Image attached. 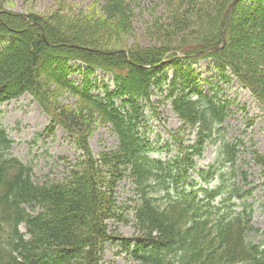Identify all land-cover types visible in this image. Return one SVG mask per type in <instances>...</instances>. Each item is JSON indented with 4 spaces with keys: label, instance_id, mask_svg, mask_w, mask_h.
<instances>
[{
    "label": "trees",
    "instance_id": "trees-1",
    "mask_svg": "<svg viewBox=\"0 0 264 264\" xmlns=\"http://www.w3.org/2000/svg\"><path fill=\"white\" fill-rule=\"evenodd\" d=\"M161 1L164 14L145 22L152 44L145 53L130 45L125 69L81 59L79 52L114 29L132 33L133 0H104L97 18L56 13L0 21L5 30L0 38H7L0 46V103L33 94L51 117L46 132L63 127L83 151L68 175L37 183L32 167L9 153L13 141L0 128V264H102L105 245L118 241L138 264H264V242L253 245L248 239L257 231L250 210L232 209V196L241 190L235 163L242 142L219 143L215 172L212 165L199 169L193 159L218 134L228 115L226 100L200 92L188 70L170 78L165 72L167 65L199 53L214 65L218 80L234 78L248 89L264 118V0H238L228 15L233 0ZM178 35L182 40L176 43ZM121 51L115 64L124 60ZM73 60L86 64L88 72H111L113 88L100 96L87 81L75 85L66 68ZM51 84L76 95L85 108L58 114L43 93ZM155 89L182 125L194 130L192 144L178 143L165 158L150 155L155 148L141 129ZM91 116L118 137L117 146L97 158L80 132ZM126 176L137 197L131 237L110 227L111 221H124L114 192ZM214 179L217 184L209 186Z\"/></svg>",
    "mask_w": 264,
    "mask_h": 264
},
{
    "label": "rangeland",
    "instance_id": "rangeland-1",
    "mask_svg": "<svg viewBox=\"0 0 264 264\" xmlns=\"http://www.w3.org/2000/svg\"><path fill=\"white\" fill-rule=\"evenodd\" d=\"M103 1L0 0V21H6L7 16L26 19L31 16L46 19L56 13L69 14L68 16L77 13L81 16L89 14L97 18ZM132 10L134 14L132 33L118 28L99 37L95 36L94 45L82 48L79 58L100 63L107 68L119 66L125 69L130 61V45H138L145 53V49H149V44H152L149 43V34L146 33L148 27L145 22L164 14L163 2L161 0H133ZM1 26L0 23V32L5 31ZM12 27L16 26L12 25ZM208 34L213 35L212 30ZM216 35L214 32V39ZM180 38L181 35H178L174 41L177 43L178 40H182ZM6 39L0 38L1 47L5 45ZM174 47L172 45L171 49ZM120 50H122L124 60L115 64ZM66 68L67 77L75 85L80 86L87 81L91 92L100 96L104 95L105 89H112L115 83L111 72L101 68L88 72L87 65L78 60L67 62ZM185 70L196 78L200 92L209 96L214 94L218 100H226L228 104V115L219 126L218 134H214L212 140L204 144L200 155L193 157L196 167L206 169L212 165V170L215 172L219 143L222 140L231 143L242 142L237 147L239 151L236 153L235 163V182H238L241 190L237 193L239 197L234 200L238 207L242 204L243 207H249L252 210V223L258 232H250L249 240L256 244L260 243L264 241V118L262 112L254 96L236 79H227L228 82L222 78L218 80L214 65L209 59L191 57L175 65H167L165 68L169 78L174 72L179 71L180 73ZM49 87V90L43 93L46 95V101L56 108L58 114L59 112L79 113L85 108L76 95L54 84ZM163 96L156 89L153 91V95L149 97L152 103L150 105L147 103L141 119L143 125L141 129L145 130L146 137L156 149L151 155L162 158L174 154L178 143L181 142L183 146H186L192 144L194 138V130L182 125ZM118 104L119 100L116 101V105ZM83 113H85L84 110ZM50 122L51 117L47 114L44 105L33 94L25 92L0 103V128L4 129L13 141L9 153L23 163L32 166L33 180L37 183L58 180L68 175L71 166L83 156V151L76 146L63 127L57 126L51 133L46 132ZM84 125L86 128L80 132L87 143L88 151L94 158L117 146L118 137L107 123L100 122L95 116H91L87 118ZM226 170L227 166L223 171ZM193 176L196 177L195 174ZM209 184L211 187L216 185L217 179ZM114 198L115 204L120 206L119 210L123 212L124 221H111L110 227L115 228V233L122 237H131L134 233L131 209L137 203V197L134 194V186L130 177L126 176L117 184ZM219 199L217 198L216 202ZM102 264L138 263L124 251L118 241L105 245Z\"/></svg>",
    "mask_w": 264,
    "mask_h": 264
},
{
    "label": "water",
    "instance_id": "water-1",
    "mask_svg": "<svg viewBox=\"0 0 264 264\" xmlns=\"http://www.w3.org/2000/svg\"><path fill=\"white\" fill-rule=\"evenodd\" d=\"M238 0H233L229 5H228V7H227V9H226V15H228L229 14V11H230V9L232 8V6L237 2ZM222 36H223V40H224V31L222 32ZM224 42V41H223ZM222 42V43H223Z\"/></svg>",
    "mask_w": 264,
    "mask_h": 264
}]
</instances>
